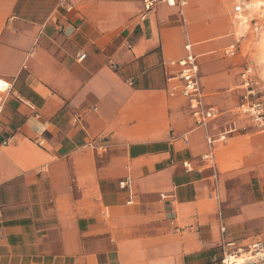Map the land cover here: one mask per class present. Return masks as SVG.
<instances>
[{
  "label": "crops",
  "instance_id": "1",
  "mask_svg": "<svg viewBox=\"0 0 264 264\" xmlns=\"http://www.w3.org/2000/svg\"><path fill=\"white\" fill-rule=\"evenodd\" d=\"M175 3L0 0V264H220L264 242V132L237 109L251 66L227 7ZM188 54L204 127L172 66Z\"/></svg>",
  "mask_w": 264,
  "mask_h": 264
},
{
  "label": "built area",
  "instance_id": "2",
  "mask_svg": "<svg viewBox=\"0 0 264 264\" xmlns=\"http://www.w3.org/2000/svg\"><path fill=\"white\" fill-rule=\"evenodd\" d=\"M175 2V0H173ZM155 1L146 2V10L150 11L154 6ZM175 5L176 3H171ZM72 8H68L70 11ZM241 7H236L235 11L240 12ZM187 52L190 51V46L186 47ZM235 47L231 46L228 49L229 54L235 53ZM172 66L178 67L177 75L183 81L182 95L189 101L193 116L198 127H204L208 123V116L205 113L203 107V97L199 85V69L196 64L194 56L188 54V56L176 63H172ZM253 69H246L243 74L244 85L247 89V94L244 97L243 103L237 108L238 113L248 116L255 124L258 130L264 132V101L260 98V95L252 88ZM10 90V87L6 82L0 79V93L4 94ZM225 137H221L222 141H225ZM188 142L187 140H185ZM208 158V157H205ZM186 169L188 165L185 163ZM121 189L131 188V180L126 179L120 183ZM220 264H264V242L261 240H255L247 244H239L237 242H228L223 246V254L220 260Z\"/></svg>",
  "mask_w": 264,
  "mask_h": 264
},
{
  "label": "rangeland",
  "instance_id": "3",
  "mask_svg": "<svg viewBox=\"0 0 264 264\" xmlns=\"http://www.w3.org/2000/svg\"><path fill=\"white\" fill-rule=\"evenodd\" d=\"M228 9L223 11L228 33L239 41L240 53L237 57L238 74L246 66H251L256 74L257 88L264 97V0H218ZM236 7H241V14L249 18V23L240 27Z\"/></svg>",
  "mask_w": 264,
  "mask_h": 264
},
{
  "label": "bare ground",
  "instance_id": "4",
  "mask_svg": "<svg viewBox=\"0 0 264 264\" xmlns=\"http://www.w3.org/2000/svg\"><path fill=\"white\" fill-rule=\"evenodd\" d=\"M171 3H175V2L173 0H171ZM237 16L241 20L240 24H239L240 27H243L244 25L249 23V18L245 17L243 14L239 13Z\"/></svg>",
  "mask_w": 264,
  "mask_h": 264
}]
</instances>
